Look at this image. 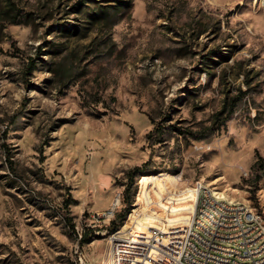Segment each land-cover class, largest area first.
I'll return each instance as SVG.
<instances>
[{
    "label": "rangeland",
    "instance_id": "1",
    "mask_svg": "<svg viewBox=\"0 0 264 264\" xmlns=\"http://www.w3.org/2000/svg\"><path fill=\"white\" fill-rule=\"evenodd\" d=\"M13 1L22 22L0 19V264H112L110 235L136 209L151 233L167 217L159 204L190 208L198 182L264 223V163L252 169L264 157V0ZM159 177L171 191L147 205L144 182ZM119 194L116 221L78 247L76 228Z\"/></svg>",
    "mask_w": 264,
    "mask_h": 264
},
{
    "label": "built area",
    "instance_id": "2",
    "mask_svg": "<svg viewBox=\"0 0 264 264\" xmlns=\"http://www.w3.org/2000/svg\"><path fill=\"white\" fill-rule=\"evenodd\" d=\"M264 8V5H263ZM194 199L188 212L176 222L157 220L144 245L132 254L125 264H264V223L262 218L244 203L225 200L202 182L191 188ZM202 197H216V205L201 207ZM123 196H117L116 205L108 210L90 215L88 230L97 223L110 225L117 219ZM213 210H220L221 217H228V226H210L202 235H194L196 222ZM130 227V225H129ZM77 245L81 244L86 229L76 228ZM97 233V232H94ZM206 235H216L217 244H208ZM132 234L127 227L111 233L112 264H118L121 246L127 244ZM78 253V251H77ZM76 264H91L79 254Z\"/></svg>",
    "mask_w": 264,
    "mask_h": 264
},
{
    "label": "bare ground",
    "instance_id": "3",
    "mask_svg": "<svg viewBox=\"0 0 264 264\" xmlns=\"http://www.w3.org/2000/svg\"><path fill=\"white\" fill-rule=\"evenodd\" d=\"M261 2L263 6L264 1ZM160 177H166V176L161 175ZM160 177L158 178V182H154L153 180L150 179H146L144 182V186H145L144 202L147 203V205H152L153 198L157 191L163 193L162 194L163 196L165 195V192L171 191V190L169 191V187L166 181H161ZM169 180L173 186H176V184L178 183L176 177L169 178ZM194 193L195 192L192 190V194L187 198V200L193 201ZM116 202L112 206L116 205ZM159 205L161 207V210L167 215V217H164L163 220L170 222H176L181 220L179 217H176V215L182 212L186 213L190 209L185 206H183L182 208L180 207L175 208L171 206H166L162 203ZM212 205H216V197H202L201 207H211ZM140 209L141 207L139 209H136L129 217L127 225H130V228H128L127 231L132 228L129 232V234H132V236L131 239L127 242V244L121 246L120 252L118 254V264H125L128 262V259H132V254H136L137 249L141 248V246L144 245L145 238L149 234V229L147 228L148 227L147 223L149 222L150 219L148 215L149 210L145 211L142 214V217L138 219L137 213L139 212ZM219 220H220V227L228 226V217H221L220 210H213L211 212L206 213L204 217H200L197 220L196 227L194 228V235L204 234L205 230H208L210 226H216ZM206 242H208V244H217L216 235H206Z\"/></svg>",
    "mask_w": 264,
    "mask_h": 264
},
{
    "label": "trees",
    "instance_id": "4",
    "mask_svg": "<svg viewBox=\"0 0 264 264\" xmlns=\"http://www.w3.org/2000/svg\"><path fill=\"white\" fill-rule=\"evenodd\" d=\"M6 5L7 6L5 7V9H2L0 7V19L1 20H5V21L8 22L6 27H8L10 24H20L22 22L20 19H15V18L9 17L12 12H14L15 10L18 9L17 8V4L13 0H7L6 1ZM1 14L7 15V17H6L7 19L6 18L3 19L4 17H1ZM162 138H163L162 128L155 127L154 130L152 131V133L149 136V144H150V146H153L157 142H161ZM263 163H264V157L260 156L259 160L253 165L252 169L254 171H256V172L261 171ZM145 167H146V164H144L143 166L135 167L134 169H132L128 173L129 184H128V187L126 189V194L127 195L130 193V191L132 189L135 177L138 176V175L145 174ZM125 204H126V207L119 214V216L121 218L125 217L126 214L129 213V211H130L131 203H130V200H128V198L125 199ZM115 221H113V222H115ZM93 234H94L93 230L86 231L84 233V236H83V239L81 241V244H84V243L88 242L92 238Z\"/></svg>",
    "mask_w": 264,
    "mask_h": 264
}]
</instances>
